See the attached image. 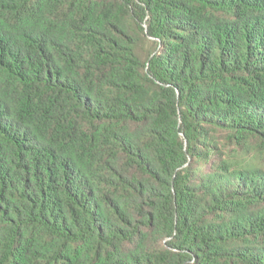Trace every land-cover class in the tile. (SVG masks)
<instances>
[{
    "label": "trees",
    "instance_id": "16d2710c",
    "mask_svg": "<svg viewBox=\"0 0 264 264\" xmlns=\"http://www.w3.org/2000/svg\"><path fill=\"white\" fill-rule=\"evenodd\" d=\"M0 264H264V0H0Z\"/></svg>",
    "mask_w": 264,
    "mask_h": 264
}]
</instances>
